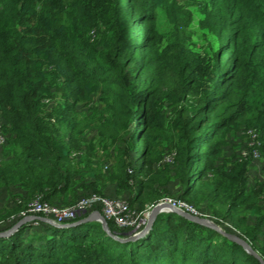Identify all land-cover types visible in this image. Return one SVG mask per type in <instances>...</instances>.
Masks as SVG:
<instances>
[{
	"label": "trees",
	"instance_id": "1",
	"mask_svg": "<svg viewBox=\"0 0 264 264\" xmlns=\"http://www.w3.org/2000/svg\"><path fill=\"white\" fill-rule=\"evenodd\" d=\"M155 3L0 0L6 136L0 190L20 186L22 201L40 194L57 206L68 197L75 204L84 171L72 154L93 128L90 119L113 141L120 124H133L128 151H117L109 172L87 161L93 180L82 187L103 195L115 184L119 195L130 192L131 207L144 210L169 191L174 178L162 160L175 152L178 201L195 209L205 201L218 225L231 232L224 226L231 224L264 259L256 241L264 230V201L257 204L264 183L249 184L250 158L236 155L229 163L224 157L228 135L253 127L261 130L264 159V0H199L200 27L205 41L211 39L205 57L191 47L192 12L177 3L164 4L173 38L156 36ZM50 88L57 96L52 107L45 103ZM92 93L100 95L102 112ZM78 105L92 117H80ZM20 204L0 209V224L18 214ZM247 210L257 216L253 226L242 216ZM34 228L42 231L25 236ZM0 264L261 263L217 231L163 212L147 235L125 243L96 221L67 228L29 223L0 238Z\"/></svg>",
	"mask_w": 264,
	"mask_h": 264
},
{
	"label": "rangeland",
	"instance_id": "2",
	"mask_svg": "<svg viewBox=\"0 0 264 264\" xmlns=\"http://www.w3.org/2000/svg\"><path fill=\"white\" fill-rule=\"evenodd\" d=\"M166 1L168 4L169 3H174V4L177 3L178 5H181V6L187 8L188 10H190L192 12V24L190 26V32L192 35L191 47L193 50H195L196 52H198L199 54H201L202 56L205 57V54L209 53L208 48L210 46L211 39L209 41H205V35H204L205 32L200 27V22H201L203 17H201L197 12V10L199 9V5H198L199 0H156L155 10L157 12V22H158V26H159V27H157L156 36L162 38L163 40H168L170 38H173L172 36L169 37L171 34V31H172V27L169 25V20H168L169 16L167 14L166 8L164 7V4ZM101 48H102V46L98 47V49H101ZM207 57H209V56H207ZM54 93H55L54 88H50V91L48 92L47 98L45 100V103L49 107L54 106L53 103L55 102V99L57 97L54 95ZM91 97H92L93 103L97 106L98 111L102 112L104 107L100 103V99H99L100 95L98 93H92ZM77 112L80 114V117H86V118L92 117L91 111L88 110L87 107H84L82 105H78ZM84 121L87 122L85 119L83 120V122ZM91 121H92V127L93 128L85 131L84 136L82 138L83 140L81 142L80 148H77V150H75L74 153L72 154V157H73L74 162H75L74 164L78 169L80 168L84 172L88 173V171L86 170L87 167L85 164L87 161H90L93 163V165H92L93 168H96V165H100V168H103L105 171L109 172V168H113L115 166V163H116L115 156H116L117 151H119L120 149L128 151L129 144L134 143V142H131V136H130L131 135L130 134L131 128H132L133 124H129V125L120 124L117 127V139H116V141H113L112 138L110 137L109 133H107L105 130H101V126L97 120H95L92 117L89 122H91ZM237 135L240 137V140L235 141ZM233 142H236V143H233ZM244 143H245V137L242 134H238V133L234 132V133H230L228 135L227 144L224 147V157L228 159L229 163L235 162L236 157L240 153L241 149L244 147ZM81 146H82V149H81ZM236 146H239V150L237 153H234L232 151V148L236 147ZM86 147H87L88 153H90V156H89L90 159L89 160L86 157L87 156V152H85ZM4 150H5V147L1 146L0 147V155H1V153L4 152ZM174 151H175V149H174ZM171 153H175V152H167V154H171ZM261 160L262 159H260L259 161H261ZM260 164L262 165V167H264V159L260 162ZM154 166L156 167V165H154ZM169 167L171 170V173H170L171 177L175 179L174 164H170ZM251 177L253 180L251 184H253V185L256 184V182H260V184L264 183V181H263L264 180V172L263 171H261L260 174L256 173V175H254V176L252 174ZM174 179H172L170 182L174 181ZM166 188L167 187H165V189ZM160 189H162V188H160ZM167 189L169 191H167V193L162 192V195L164 197L162 199H160L159 201H164L166 199L178 201L177 195L179 194L180 189L178 191H175V189L170 188V186ZM21 199L23 200V198H21ZM63 199H65V198H63ZM63 199L57 203L58 204L65 203L68 206H71L74 204L73 202H72L73 204H71V199H72L71 197H68L67 198L68 200L66 202H64ZM22 200H20V201H22ZM18 201L19 200H16L13 202L15 204H18ZM24 201H27V200H24ZM159 201H157V202H159ZM262 201H264V189L259 194L257 204L263 205ZM19 203H21V202H19ZM22 205H24V204L21 203L19 206H22ZM262 209H264V208H262ZM196 210L201 214L200 217H203L205 219L211 220V221L216 223V219L213 217L211 210H208L206 208V202L205 201H203L201 203V205L199 207H197ZM242 216L245 218L246 224L248 226H253L256 223L257 216L252 214L249 210L245 211L242 214ZM11 219L12 218H10V220L6 221L5 223L0 224V232H3L5 230L9 229L14 224V221L15 222L18 221V219H16V218L13 221H11ZM227 224L228 225L224 224L225 228L231 229L229 227V225H231V224H229V223H227ZM111 226L112 225L110 224V227ZM41 231L42 230H40L39 228H34L33 230H29V231L27 230L25 236H29L30 233L31 234H33V233L39 234ZM231 232L239 235V233L236 230L231 229ZM241 237L244 238L248 242V240L245 237H243V236H241ZM256 239H257L256 240L257 246L264 248V230H261L259 237L257 236ZM36 241H37L36 239L35 240L32 239L33 244H37ZM249 245L253 248V246L250 243H249ZM257 254H258V252H257Z\"/></svg>",
	"mask_w": 264,
	"mask_h": 264
},
{
	"label": "built area",
	"instance_id": "3",
	"mask_svg": "<svg viewBox=\"0 0 264 264\" xmlns=\"http://www.w3.org/2000/svg\"><path fill=\"white\" fill-rule=\"evenodd\" d=\"M2 126L3 123L0 119V147L6 145V136L3 133ZM241 134L245 137V143L238 155L241 158H250L251 164L255 161H259L261 159V154L259 152L261 145V130L250 127L242 130ZM174 157L175 153L166 154L162 163L172 164L174 162ZM249 176V184H251L253 181L251 177L252 172H250ZM165 201L178 205L195 216H201L193 206L182 201H173L171 199H166ZM19 202L24 204V208L12 217L18 219V221L27 217H34L30 221L34 226L41 223L45 224L35 218V216H39L51 219L55 224L61 225L86 218L89 214H92V212L99 211L106 221L116 229V231L113 232L123 237H126L130 232L137 231L144 225L147 220L146 214H148L149 210L154 205L147 206L144 210H137L130 206L128 200L119 197H107L97 193L86 195L80 198L75 204L63 207L48 203L40 194L29 198L27 201ZM88 220L92 222L96 221L97 218L91 216ZM225 224L228 225L227 223ZM229 227L233 229L231 225H229Z\"/></svg>",
	"mask_w": 264,
	"mask_h": 264
},
{
	"label": "water",
	"instance_id": "4",
	"mask_svg": "<svg viewBox=\"0 0 264 264\" xmlns=\"http://www.w3.org/2000/svg\"><path fill=\"white\" fill-rule=\"evenodd\" d=\"M163 212L176 213V214L186 218L189 221L201 224L203 226L209 227V228L217 231L218 233L225 236L226 238L240 244L249 254H252L253 256H255L261 264H264V259L259 254H257V252L249 245V243L244 238H242L240 235L233 233V232H228L225 229H223L220 225H218L217 223H215L211 220L205 219L203 217H200V216H195V215L187 212L183 208L179 207L178 205H175V204L168 202V201H165V200L159 201L156 204H154L148 212V217H147V220L145 221L144 225L141 228H139L137 231L128 233L126 235V237L118 236L113 231H111V229L109 228L108 222L101 215V213L99 211L92 212V214H89L86 218H82L80 220H77V221H74L71 223L61 224V225H57L51 219H47L44 217L35 216V218L42 221L45 224L53 226V227L67 228V227L77 226V225L89 222L90 220H88V218L91 216H95L97 218L96 221L100 223L102 229L104 230V232L109 237H111L113 240L125 243V242L138 240L140 238H143L145 235H147L150 232V230L152 229L153 223H154L156 217L160 213H163ZM33 218L34 217H27V218H24V219H21V220L15 222L12 225V227H10L9 229H7L3 232H0V238L11 235L15 231H17L20 227H22L26 224H29L31 219H33Z\"/></svg>",
	"mask_w": 264,
	"mask_h": 264
},
{
	"label": "crops",
	"instance_id": "5",
	"mask_svg": "<svg viewBox=\"0 0 264 264\" xmlns=\"http://www.w3.org/2000/svg\"><path fill=\"white\" fill-rule=\"evenodd\" d=\"M237 140H240V137L238 135L235 141ZM233 143H236V142H233ZM238 150H239V146L232 148V151L234 153H237ZM3 159H4V156L1 153L0 161ZM261 161H255L251 164L250 171L252 172L253 175H256V173L260 174L261 171L264 172V167H262V165L260 164ZM84 173H83L84 175H82L81 177L77 179L78 180L77 188H76L77 189V199H80L84 195L91 193V189H84L82 186L92 182L93 178L89 175V173H86V172ZM169 186L170 188L175 189V191H178L180 189L179 182L177 180L170 182ZM116 191H117V187L115 184H108L104 189H102V194L107 197H119L125 200H128L129 197L131 196L129 191H125L121 193L120 195ZM24 193L25 191L20 186H12L6 189H1L0 199L1 198L2 199L0 200V209L14 208L16 204L13 201L22 200L21 198L24 197ZM60 206L63 207V206H68V205L65 203H61Z\"/></svg>",
	"mask_w": 264,
	"mask_h": 264
},
{
	"label": "bare ground",
	"instance_id": "6",
	"mask_svg": "<svg viewBox=\"0 0 264 264\" xmlns=\"http://www.w3.org/2000/svg\"><path fill=\"white\" fill-rule=\"evenodd\" d=\"M148 217V214H146V218Z\"/></svg>",
	"mask_w": 264,
	"mask_h": 264
}]
</instances>
